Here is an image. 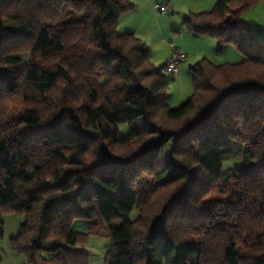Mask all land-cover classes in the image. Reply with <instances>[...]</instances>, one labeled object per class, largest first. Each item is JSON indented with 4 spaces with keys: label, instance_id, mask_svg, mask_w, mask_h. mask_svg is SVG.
<instances>
[{
    "label": "trees",
    "instance_id": "trees-1",
    "mask_svg": "<svg viewBox=\"0 0 264 264\" xmlns=\"http://www.w3.org/2000/svg\"><path fill=\"white\" fill-rule=\"evenodd\" d=\"M263 1L186 17L244 59L202 58L171 107L165 64L118 32L130 0H0V238L23 215L29 264H87V220L106 264H264V43L243 20Z\"/></svg>",
    "mask_w": 264,
    "mask_h": 264
},
{
    "label": "rangeland",
    "instance_id": "rangeland-1",
    "mask_svg": "<svg viewBox=\"0 0 264 264\" xmlns=\"http://www.w3.org/2000/svg\"><path fill=\"white\" fill-rule=\"evenodd\" d=\"M136 1V3L133 2L135 5L134 9L121 16L120 23L124 16L128 13L132 14L130 21L131 24H128L130 30L135 29L138 31L139 36H136L145 42L150 50L152 61L157 66H159L160 63L167 61L172 53L173 45L181 50L183 49L182 46L186 47L187 50H185V52L192 55L190 59L186 58L183 62L181 76H179V74H170L169 104L171 107H176L182 104L192 94L193 72L190 66L196 64L202 58L205 57L216 65L223 63L222 61L224 57L225 59H228L226 61H234L232 63L244 59V55L238 51L234 44L229 43L225 45L222 51L219 50V44L215 48L212 46L206 47L203 45V42L197 43L194 41V38L196 37H204L191 34L187 30L185 19L190 12L186 14L183 12L184 9H192L191 11L193 12L206 11L211 9L207 0H171V2L176 1V3L180 4L182 10L179 11L175 8L174 11L171 10L168 13H160L155 8L156 3H162L161 1L166 0ZM172 7L174 8V6ZM118 32L121 33L119 27ZM201 48L205 51V54L198 56L197 51ZM213 52L215 54H210ZM237 56H240V60H237ZM23 57L29 60L28 54H24ZM154 58L157 59L154 61ZM120 130L123 133L126 132L127 126L121 124ZM224 165L226 168H236L240 167L241 161L239 159L230 158L225 161ZM137 213L138 212L135 209L132 212L131 217H135ZM1 218L5 221V232L4 236L0 238V264H29L26 255L15 251L12 247V239L18 236L21 225L25 222V217L14 213H2ZM121 224L122 219H113L110 222V225L113 227H119ZM87 226H89L87 220H77L73 225L74 230L87 236L85 237L87 240L85 239L84 242L80 241L79 244L76 245V250L85 251L88 258L87 264H106L105 258L111 249V237L105 230H99L97 234H92ZM103 226L104 225L101 224V227Z\"/></svg>",
    "mask_w": 264,
    "mask_h": 264
},
{
    "label": "crops",
    "instance_id": "crops-1",
    "mask_svg": "<svg viewBox=\"0 0 264 264\" xmlns=\"http://www.w3.org/2000/svg\"><path fill=\"white\" fill-rule=\"evenodd\" d=\"M132 3L133 2H137L136 0H130ZM148 1V0H147ZM218 0H207L208 2V5L211 7V9L215 6L216 2ZM162 3L163 2H166L168 3L169 5H172L174 6V8L172 9L174 11L175 8H177L179 11L182 10V7L180 4L176 3V1L174 2H171V0H166V1H161ZM209 7V8H210ZM211 9H208L206 11H210ZM192 9H189V10H186L184 9V13H200V12H204V11H200V12H193L191 11ZM135 11V10H134ZM131 15V16H130ZM134 15V14H133ZM131 17H132V14L128 13L126 16H124V18L121 20V23L119 24V28H120V32L121 33H125V32H130V33H133L137 36H139V33L138 31H136L135 29L133 30H130V24H131ZM243 20L250 26V28L252 29V32L254 33V35L257 37V39L259 41H261L262 43H264V1L253 6L252 8L249 9V11H247L244 15H243ZM129 24V25H128ZM140 36H143V35H140ZM200 37H204V38H194V41L197 42V43H200V42H203V45L206 46V47H210L212 46L213 48H215L217 45H218V42L216 39H213V38H210V37H206V36H200ZM183 49L181 50L180 48H178L180 51H182L183 53H185L187 55V59H190L191 58V54H190V57H189V54H187V52H185V50H187L186 47L182 46ZM198 53V56H201V55H204L205 54V51L201 48L197 51ZM236 53V52H235ZM210 54H215L214 52L213 53H210ZM208 56V55H206ZM213 56V55H212ZM150 57H151V54H150ZM209 57V56H208ZM210 58V57H209ZM236 58V57H235ZM157 58H154V61L156 60ZM151 60H152V57H151ZM225 60V61H224ZM228 59H223V63L221 64H224V63H232L234 61H226ZM237 60H240V56H237ZM243 60V59H242ZM241 60V61H242ZM158 62V61H156ZM237 62V61H236ZM239 62V61H238ZM165 62L163 63H160L159 66H162L164 65ZM220 65V64H219ZM182 65H181V68L179 70V72L177 74H179V76H181V71H182ZM88 229L89 226H87Z\"/></svg>",
    "mask_w": 264,
    "mask_h": 264
},
{
    "label": "built area",
    "instance_id": "built-area-1",
    "mask_svg": "<svg viewBox=\"0 0 264 264\" xmlns=\"http://www.w3.org/2000/svg\"><path fill=\"white\" fill-rule=\"evenodd\" d=\"M155 8L160 13H168L173 9L168 3H156ZM186 58L187 55L173 45L172 53L163 66L162 72L165 74H177Z\"/></svg>",
    "mask_w": 264,
    "mask_h": 264
}]
</instances>
